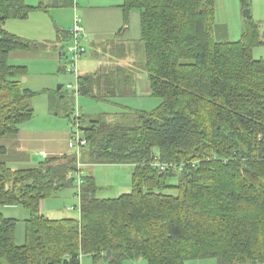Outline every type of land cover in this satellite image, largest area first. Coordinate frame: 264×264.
<instances>
[{"label": "trees", "instance_id": "1", "mask_svg": "<svg viewBox=\"0 0 264 264\" xmlns=\"http://www.w3.org/2000/svg\"><path fill=\"white\" fill-rule=\"evenodd\" d=\"M120 8L139 13L143 68L160 102L149 112L127 108L120 117L129 123L96 120L80 131L87 163L133 166L131 191L97 199L94 178L83 177L79 218L54 220L40 203L73 186L76 156L14 171L0 161V207L29 215L17 244L19 221L0 212V264H81L82 256L93 264H264V60L252 56L264 32L252 22L238 40L216 41L213 0H123ZM33 9L0 0V137L34 115L36 93L20 82L25 67L8 59L33 44L2 27ZM117 73L77 76V94L114 102L130 88L128 73L116 85Z\"/></svg>", "mask_w": 264, "mask_h": 264}, {"label": "rangeland", "instance_id": "2", "mask_svg": "<svg viewBox=\"0 0 264 264\" xmlns=\"http://www.w3.org/2000/svg\"><path fill=\"white\" fill-rule=\"evenodd\" d=\"M103 1L104 0H94L92 2H94V4H100ZM79 2L80 6H87L89 0H79ZM213 2L215 4V24L223 23V25L228 27V29L233 33V37H231L229 41L238 40L248 23H257L259 25L260 32H264V0H244V4H242L241 0H213ZM101 4L106 5L107 3ZM246 10L250 11L249 19L243 16V12ZM58 11L61 13V15L58 17V25L61 28H64L70 21L69 27L71 28L73 25L72 20L74 18L72 10L70 8H61ZM53 16H58V13H53ZM65 29L67 30V28ZM237 32L238 35H235ZM131 38V42L135 45V49L129 52L127 60L133 62L129 68V78L130 83L132 84L131 86L134 87L136 92V97H119L116 100L114 99V102L106 103L75 95L74 91L76 85V76L78 74L76 75L73 72L74 68L69 63L68 58L70 54L68 51H66L68 58L63 60L64 64L62 63V67L65 66V69H63V71L60 73V75L63 77V81L53 87V90H56L58 85H63V94L55 97L53 105L51 104L53 110L48 107L49 105L47 95L40 92L41 86L44 87L51 82H54L51 80L52 77H50L51 79L46 78V80L42 78L40 79L38 77H31L32 75L29 77V79L32 78V80H30L33 83L31 87L35 89L33 92H35L36 95L38 93L39 94L29 101L34 115L31 120L25 122L24 124L28 123L27 125L29 126L27 127L31 128L32 131L31 138L36 140V142L29 146L30 151L28 154L30 156L36 155L38 161H34L28 165H22L19 168L35 167L39 164V162L45 161V158L41 157V152H46L47 154L54 156L61 154L63 151L66 152L65 150H68L70 153L75 154L76 151L73 148H69L68 143L71 139L72 133L77 134L78 125L80 127H85L89 125L91 121L103 120L105 118L110 122L129 123L132 121V118L129 115L126 118L120 117L119 114L121 112H126V110L120 108L119 105L128 106L130 112L134 110H143L149 112L158 106L160 101L157 98L142 93L146 90L145 83L148 85L147 73L143 68L145 60L143 45L140 40L138 41V37H133L132 32ZM138 43L140 46L137 45ZM252 56L256 60H264V44L254 48L252 51ZM84 58L92 60V64H95L96 60L92 59L93 57L91 56L89 48H87L83 58L80 61H83ZM80 61L77 65L78 71L79 65L81 63ZM69 85H71V89L67 88ZM61 97L63 98L61 99ZM57 101H60V103L55 104ZM62 107H64V111H66L68 116H66L65 112H62ZM56 110L61 112H58L57 115L53 116L52 113L56 114ZM75 117L79 118L78 125L76 123L77 120L74 119ZM79 133L82 135L81 131H79ZM84 149L81 150L82 153L79 155L81 159L75 155L77 158V168L79 162L81 164V176H90L94 178L95 185L97 187V191L95 193L97 199H115L123 194H128L131 191V173L133 170L132 165L126 164L123 166H109L90 164L87 163L84 158ZM83 163L85 165H82ZM74 176L76 178V175ZM76 193L77 184L74 181L73 186L60 191L53 197L45 199L44 203H46L47 207L51 206L53 211L50 214L45 213L44 216L54 220L64 218H79V208L72 212H68L66 210L67 207L79 205L80 202L75 196ZM0 212L5 218H12L19 221L17 225L16 242L17 244H20L22 241L21 237L24 232L23 221L28 218V212L20 206L11 208L0 207ZM81 264H93V261L89 256H82ZM123 264H146V262L140 259L125 261ZM187 264H216V260H194L188 262Z\"/></svg>", "mask_w": 264, "mask_h": 264}, {"label": "crops", "instance_id": "3", "mask_svg": "<svg viewBox=\"0 0 264 264\" xmlns=\"http://www.w3.org/2000/svg\"><path fill=\"white\" fill-rule=\"evenodd\" d=\"M24 1L28 6L34 8L31 10L28 17L23 20H7L2 27L7 32L31 42L33 47L27 52H12L9 54L8 59L9 63L12 65L25 67L26 74L20 78V82L24 88L32 92L35 89L31 87L33 85L30 81L32 78L29 79L31 75V77H38L44 80H46V78L51 79L50 77H52L51 80L54 82H49L51 85L48 84L44 87L41 86L40 88V92L47 95L48 107L52 109L51 103L55 101V97L63 94V85H58L56 90H53V87L63 81V77L60 73L65 69V66L62 67V63L65 58H68L66 51H68L70 45V37L68 33L66 34L70 28V21L64 28H61L58 25V17L61 15L58 10L61 8H70L74 17L73 20L75 18L80 19L81 24L87 33V40L84 42L85 50L89 48L91 56L93 57L92 59L96 60L94 65L92 64V60L86 58H84L83 61H80L78 76H90L98 71H104V73L110 74L112 71L119 69L121 74L117 73L113 80L117 85L120 83V77L123 78L125 73L129 74V68L133 62L127 60V57L129 56V52L135 49V45L131 42V32L133 33V37H138L139 41L140 17L137 11H131L125 17L120 8L123 0H104L101 2L107 3L106 5L101 3L94 4V2H92L94 0H89L87 6H80L79 0ZM53 13H58V16L54 17ZM65 28H67V30ZM235 35H238V32ZM213 36L216 41L224 42L229 41V39L233 37V33L228 27L223 25V23H218L214 26ZM137 45L140 46L139 43ZM129 85V91L127 95L122 96L123 98H128L130 96L136 97L134 87L131 86V83H129ZM145 88L146 90L142 93L150 95L149 83L148 85L145 83ZM103 92L105 93V90ZM62 98L63 97H61V99ZM87 98L92 99L90 97ZM117 98H119V95L115 100ZM102 102L108 103L107 101ZM58 103H60V101H57L55 104ZM119 106L125 110L129 108L124 105ZM61 110L66 113L64 107H62ZM58 112L61 111L56 110V114L52 113V115L55 116ZM122 113L123 112L119 115ZM66 116H68L67 113ZM27 124L28 123L21 125L19 132L15 135L0 137V146L5 148V153L0 156V161L4 162L7 167L13 171L20 169L19 167L22 165H28L34 161H38L36 155L30 156L28 154L30 151L29 146L36 142V140L31 138L32 131L31 128L27 127L29 126ZM65 151L66 152L63 151L61 154L54 156H51L46 152H41V157L42 155H45V159H49L55 157L58 158L64 155H72L68 150ZM82 165L85 164L83 163ZM44 202L45 201L43 200L40 203V213L43 215L45 213H52V207H47ZM21 238L23 241V235Z\"/></svg>", "mask_w": 264, "mask_h": 264}, {"label": "built area", "instance_id": "4", "mask_svg": "<svg viewBox=\"0 0 264 264\" xmlns=\"http://www.w3.org/2000/svg\"><path fill=\"white\" fill-rule=\"evenodd\" d=\"M68 34L70 36V45L68 47V52L70 55L68 59H69V63L71 64V66L74 68L73 72L77 75L78 74L77 65H78V62L83 58L86 52L85 47H84V42L87 40V33L85 29L83 28L79 18H75L73 20V25L71 28L68 29ZM67 88L71 89L72 87L71 85H69ZM77 89H78V84L76 81L75 91H74L75 95H77ZM74 119L77 120L76 123L78 125L79 118L75 117ZM79 131H80V126L78 125L77 134L72 133L71 139L69 140V143H68L69 148L71 149L73 148L76 151L74 155H76L78 158H79L81 150L86 146V141L83 139L82 135H80ZM42 157L46 158L45 155H42ZM156 165L161 170H163L165 167L164 165H160V164H156ZM74 175H76V178L74 181L77 184V193L75 194V196L78 198L79 202H81V188L83 186V177L81 176V164L79 162H78L77 171L74 173ZM78 208H79V214H80V210H81L80 203L78 206L67 207L66 210L72 212Z\"/></svg>", "mask_w": 264, "mask_h": 264}, {"label": "water", "instance_id": "5", "mask_svg": "<svg viewBox=\"0 0 264 264\" xmlns=\"http://www.w3.org/2000/svg\"><path fill=\"white\" fill-rule=\"evenodd\" d=\"M243 16L245 18L249 17L250 16V11H248V10L244 11L243 12ZM110 255H111V252L110 251H107L105 253V255L103 256V261L106 262L109 259Z\"/></svg>", "mask_w": 264, "mask_h": 264}]
</instances>
